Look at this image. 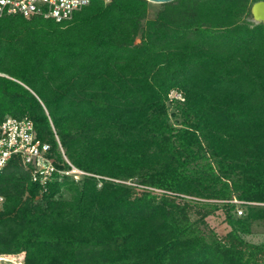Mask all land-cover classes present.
<instances>
[{
    "label": "trees",
    "instance_id": "trees-1",
    "mask_svg": "<svg viewBox=\"0 0 264 264\" xmlns=\"http://www.w3.org/2000/svg\"><path fill=\"white\" fill-rule=\"evenodd\" d=\"M257 1L174 0L149 17L147 0H90L61 22L1 17L0 123L27 116L58 161L55 135L89 175L40 193L12 158L0 255L264 264V244L244 239L264 226V24L247 20ZM218 210L224 235L206 222Z\"/></svg>",
    "mask_w": 264,
    "mask_h": 264
},
{
    "label": "built area",
    "instance_id": "built-area-1",
    "mask_svg": "<svg viewBox=\"0 0 264 264\" xmlns=\"http://www.w3.org/2000/svg\"><path fill=\"white\" fill-rule=\"evenodd\" d=\"M89 3L90 0H0V18L8 15H21L25 18L41 16L61 22L71 19L76 11ZM171 93L175 94V98L182 99L176 91ZM54 137L60 154L59 161L51 151V145L36 138L30 118L7 116L0 123V173L12 158H17L28 172L31 182L39 187L40 193L46 192L49 183L55 180L69 177L77 181L89 175L72 164L58 137ZM231 202L236 204V214L242 215L246 203L235 198ZM0 264H21V261L0 255Z\"/></svg>",
    "mask_w": 264,
    "mask_h": 264
},
{
    "label": "rangeland",
    "instance_id": "rangeland-1",
    "mask_svg": "<svg viewBox=\"0 0 264 264\" xmlns=\"http://www.w3.org/2000/svg\"><path fill=\"white\" fill-rule=\"evenodd\" d=\"M161 3H152L150 2L149 17H152L156 11L161 7ZM249 22H255L252 17H248ZM174 93H170V98L174 97ZM170 110L172 107L170 106ZM192 218H195V215H192ZM208 227L213 229L218 235H224L228 230L229 226L224 220V214L222 210L216 211L213 215H210L206 218ZM244 239L255 244H264V226L262 223H255L253 225V231L250 235L244 236Z\"/></svg>",
    "mask_w": 264,
    "mask_h": 264
},
{
    "label": "water",
    "instance_id": "water-1",
    "mask_svg": "<svg viewBox=\"0 0 264 264\" xmlns=\"http://www.w3.org/2000/svg\"><path fill=\"white\" fill-rule=\"evenodd\" d=\"M152 3H168L174 0H147ZM251 16L252 19L257 23H263L264 24V1L260 0L251 6Z\"/></svg>",
    "mask_w": 264,
    "mask_h": 264
}]
</instances>
